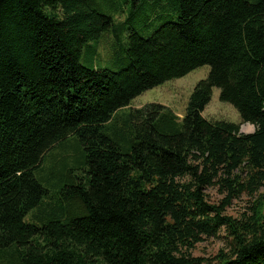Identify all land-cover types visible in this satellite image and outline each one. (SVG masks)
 Segmentation results:
<instances>
[{
  "label": "trees",
  "instance_id": "1",
  "mask_svg": "<svg viewBox=\"0 0 264 264\" xmlns=\"http://www.w3.org/2000/svg\"><path fill=\"white\" fill-rule=\"evenodd\" d=\"M132 1L179 18L144 38L120 0H0V264H209L222 228L216 264H264V200L225 214L264 185V0ZM120 29L127 68L81 63ZM204 65L182 117L130 106ZM215 87L242 123L203 116Z\"/></svg>",
  "mask_w": 264,
  "mask_h": 264
},
{
  "label": "rangeland",
  "instance_id": "2",
  "mask_svg": "<svg viewBox=\"0 0 264 264\" xmlns=\"http://www.w3.org/2000/svg\"><path fill=\"white\" fill-rule=\"evenodd\" d=\"M127 1V2H126ZM174 1V0H171ZM124 7V13H116V22L123 21L130 15L133 6L132 0H120ZM126 2V3H125ZM125 3V4H124ZM133 13L136 12L132 10ZM179 18V12L175 8H167L164 3L158 5H147L145 8L139 9L134 13L133 19L130 21L131 27L136 29L141 36L147 38L151 36L160 26L166 22H175ZM128 32L120 29L118 36L113 33L105 34L96 50L88 51L84 49L81 63L95 69H109L119 71L128 67ZM210 71L209 65L198 67L179 78H174L164 82L163 84L149 89L132 102L131 107L139 108L147 103H160L169 106L174 112L183 116L189 98L196 84L205 79ZM129 106V107H130ZM129 108L121 109L120 113L128 112ZM203 116L209 120H227L235 123H242V118L235 107L229 103L221 101L220 89L215 87L210 103L203 112ZM255 126L249 123L242 124L241 131L250 133L254 131ZM58 157V154L56 155ZM48 162L42 164L46 167ZM210 202L220 204L224 198V193L214 186L206 190ZM264 200V185L255 195L243 193L237 198L232 199L231 204L226 207L225 214L234 218H243L245 214H252V207ZM32 212L26 217L29 221ZM232 238L222 228L218 236L206 238L193 249L195 256H201L208 260L209 264H216L215 258L223 251L230 250Z\"/></svg>",
  "mask_w": 264,
  "mask_h": 264
},
{
  "label": "crops",
  "instance_id": "3",
  "mask_svg": "<svg viewBox=\"0 0 264 264\" xmlns=\"http://www.w3.org/2000/svg\"><path fill=\"white\" fill-rule=\"evenodd\" d=\"M179 115V114H178ZM180 116V115H179ZM254 130H255V128H254ZM251 133V132H250Z\"/></svg>",
  "mask_w": 264,
  "mask_h": 264
},
{
  "label": "bare ground",
  "instance_id": "4",
  "mask_svg": "<svg viewBox=\"0 0 264 264\" xmlns=\"http://www.w3.org/2000/svg\"><path fill=\"white\" fill-rule=\"evenodd\" d=\"M14 254V253H13ZM11 258V257H10Z\"/></svg>",
  "mask_w": 264,
  "mask_h": 264
}]
</instances>
